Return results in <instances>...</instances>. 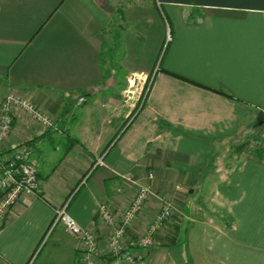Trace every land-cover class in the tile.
Segmentation results:
<instances>
[{"label": "crops", "instance_id": "0c3cea01", "mask_svg": "<svg viewBox=\"0 0 264 264\" xmlns=\"http://www.w3.org/2000/svg\"><path fill=\"white\" fill-rule=\"evenodd\" d=\"M120 1L0 0V104L23 95L54 119L18 109L2 145L34 147L40 192L1 227L0 264H84L56 209L67 203L105 243L100 207L121 215L140 183L151 194L128 250L173 205L145 264H264V163L236 151L264 110V0H147L121 15ZM119 75L139 90L149 80L129 122L141 92L122 105ZM107 89L78 121L64 114L78 94Z\"/></svg>", "mask_w": 264, "mask_h": 264}, {"label": "built area", "instance_id": "2783aa9c", "mask_svg": "<svg viewBox=\"0 0 264 264\" xmlns=\"http://www.w3.org/2000/svg\"><path fill=\"white\" fill-rule=\"evenodd\" d=\"M171 38L172 35L168 28L166 41L169 42ZM129 93L132 97L137 93V89L130 88ZM84 100L85 97H81L79 103ZM18 109L30 113L45 126L51 127L54 124V119L28 97L10 93L2 99L0 104V229L22 197L40 192L34 147L28 142H23L13 147L2 148L12 130L14 115ZM246 147L254 152V157L257 153L262 154L261 161L264 163V121L259 125L258 132L247 142ZM98 164H103L102 158L98 159L96 165ZM150 194V186L140 183L129 206L121 215L112 212L105 204L100 207L101 216L110 228V234L105 243L100 242L94 231L83 228L76 222L67 211V203L56 209L54 225L62 221L67 230L78 237L83 249L84 264H100L99 259L102 256H104V264H145L148 249L154 243V236L168 219L173 208L171 202H165L163 210L146 228L135 250H128L124 244L125 233L140 214Z\"/></svg>", "mask_w": 264, "mask_h": 264}, {"label": "rangeland", "instance_id": "374dc122", "mask_svg": "<svg viewBox=\"0 0 264 264\" xmlns=\"http://www.w3.org/2000/svg\"><path fill=\"white\" fill-rule=\"evenodd\" d=\"M114 1V0H113ZM116 2V1H115ZM117 3V2H116ZM123 3H125L124 1H123ZM166 43H167V41H166ZM165 46H166V44H165ZM165 48V47H164ZM164 51V50H163ZM163 51H162V55H163ZM161 55V56H162ZM130 79H133L132 81H130L127 77H122V76H118L117 77V79H116V81H113V83H117V81H118V83H119V87H125V89H124V91H123V96L121 95V97L119 98V100L120 101H122V105H124L125 106V104L126 103H128V101L130 100V99H132L133 98V96L131 97V94L129 93V90H130V88H136L137 89V91L138 92H141V94H140V96H138V97H141V95H142V93L144 94V92H145V89L147 88V86H148V84H149V80H147L146 81V83L145 84H143V86H141V88H140V90L138 89V87L140 86L139 85V79L137 80L135 77H131ZM93 94H94V92L92 93V97H94V96H97V97H94V98H90L87 94H85V93H83V95H82V93H80V94H78L75 98H74V102L72 103V105H71V107L69 106V108L68 109H66L65 111H64V114L66 115V117H72V116H74L75 118H72V121L73 122H75V121H78L81 117H82V115H83V112H82V108L85 106V105H87L90 101H98V100H106V99H108L109 97H111L110 96V94H113V92L111 91V90H109V89H107L106 91H99V92H95V94H94V96H93ZM117 94H119V93H117ZM137 94V93H136ZM81 97H85V100L82 102V103H79V100H80V98ZM131 97V98H130ZM137 97V96H136ZM122 99V100H121ZM139 99V98H138ZM142 99H143V95H142V98H141V100L140 101H136V100H134V102H133V106L136 104V106H135V108H134V110L130 113V115H129V117H128V120H127V122H129L130 121V119L134 116V114H136V112L137 111H139V109H140V107H141V101H142ZM128 100V101H127ZM136 101V102H135ZM131 106V105H130ZM119 109H121V107L119 108ZM124 109H125V107H124ZM98 110H99V106L98 105H96V112H98ZM118 114L119 113H117V115H116V117L118 116ZM114 117V116H113ZM112 117V118H113ZM110 121H112V120H110ZM56 123V122H55ZM82 129V125L78 128V130H81ZM258 130H259V128H257V130H256V132L254 133H252V134H250L249 135V137L247 138V140H246V142H248L249 140H250V138L251 137H253L257 132H258ZM72 137V136H71ZM80 140V139H79ZM245 153L246 154H248L249 156H253L254 155V152L253 151H251V150H249L247 147H245ZM66 226V225H65ZM69 232V231H68ZM70 233V232H69ZM99 263L100 264H104V256H102V258L101 259H99Z\"/></svg>", "mask_w": 264, "mask_h": 264}, {"label": "trees", "instance_id": "16d2710c", "mask_svg": "<svg viewBox=\"0 0 264 264\" xmlns=\"http://www.w3.org/2000/svg\"><path fill=\"white\" fill-rule=\"evenodd\" d=\"M123 1L125 3H123ZM151 1V0H150ZM152 1H156V0H152ZM148 1L147 0H121L119 3V14L121 15L122 14V8L128 4H136V5H143V4H146ZM125 27L123 26H119L118 27V31L115 32V35H114V38L118 39L120 37V31L119 30H124ZM85 94H87V92H83ZM82 93V94H83ZM246 144L247 142H243L242 144L238 145L236 147V151H245V147H246ZM257 158H259L260 160L263 158V155L260 154V153H257L256 156Z\"/></svg>", "mask_w": 264, "mask_h": 264}, {"label": "water", "instance_id": "95a60500", "mask_svg": "<svg viewBox=\"0 0 264 264\" xmlns=\"http://www.w3.org/2000/svg\"><path fill=\"white\" fill-rule=\"evenodd\" d=\"M259 118H260L259 125H261L264 121V110L260 111Z\"/></svg>", "mask_w": 264, "mask_h": 264}]
</instances>
